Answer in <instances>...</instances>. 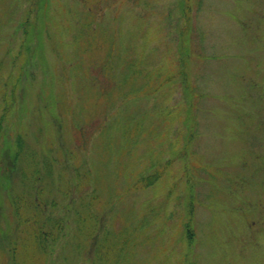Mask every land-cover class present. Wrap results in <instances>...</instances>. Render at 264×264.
Returning <instances> with one entry per match:
<instances>
[{
    "label": "rangeland",
    "instance_id": "1",
    "mask_svg": "<svg viewBox=\"0 0 264 264\" xmlns=\"http://www.w3.org/2000/svg\"><path fill=\"white\" fill-rule=\"evenodd\" d=\"M0 264H264V0H0Z\"/></svg>",
    "mask_w": 264,
    "mask_h": 264
},
{
    "label": "trees",
    "instance_id": "2",
    "mask_svg": "<svg viewBox=\"0 0 264 264\" xmlns=\"http://www.w3.org/2000/svg\"><path fill=\"white\" fill-rule=\"evenodd\" d=\"M17 144H20V145L22 146V141H21V139H18V140H17ZM19 151H20V150H19ZM156 176H157V175H154V176L150 177L149 181L151 182L152 180H154L155 178L158 177V176H157V177H156ZM186 229L189 230L188 227H187ZM49 231H51V230H49ZM48 235L52 236L51 234H48ZM190 236H191V235H190V233H189V240L192 239V237L190 238ZM37 245H38V244H37ZM38 247H39V245H38Z\"/></svg>",
    "mask_w": 264,
    "mask_h": 264
}]
</instances>
